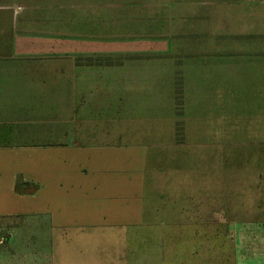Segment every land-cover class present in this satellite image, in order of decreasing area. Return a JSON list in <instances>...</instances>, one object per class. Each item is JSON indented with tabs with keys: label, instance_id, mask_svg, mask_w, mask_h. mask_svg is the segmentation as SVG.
I'll list each match as a JSON object with an SVG mask.
<instances>
[{
	"label": "crops",
	"instance_id": "1",
	"mask_svg": "<svg viewBox=\"0 0 264 264\" xmlns=\"http://www.w3.org/2000/svg\"><path fill=\"white\" fill-rule=\"evenodd\" d=\"M9 219L0 264H264V0H0Z\"/></svg>",
	"mask_w": 264,
	"mask_h": 264
},
{
	"label": "rangeland",
	"instance_id": "2",
	"mask_svg": "<svg viewBox=\"0 0 264 264\" xmlns=\"http://www.w3.org/2000/svg\"><path fill=\"white\" fill-rule=\"evenodd\" d=\"M42 1H44V0H42ZM232 148L233 149H237V150L240 149V148H235V147H232ZM0 223H1V225H4L5 230L8 229L9 232H11L10 229H13L15 227L14 223H12V221L10 219L9 220L0 221Z\"/></svg>",
	"mask_w": 264,
	"mask_h": 264
}]
</instances>
